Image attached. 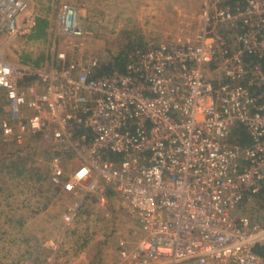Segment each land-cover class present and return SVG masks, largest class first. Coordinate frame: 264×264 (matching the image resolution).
Here are the masks:
<instances>
[{
    "label": "built area",
    "instance_id": "2783aa9c",
    "mask_svg": "<svg viewBox=\"0 0 264 264\" xmlns=\"http://www.w3.org/2000/svg\"><path fill=\"white\" fill-rule=\"evenodd\" d=\"M29 8L0 0V135L55 153L43 178L67 199L64 225L113 198L135 222L117 264H264V0H202L194 39L133 46L102 75L63 1L51 26L74 55L8 60L3 37L35 44Z\"/></svg>",
    "mask_w": 264,
    "mask_h": 264
},
{
    "label": "rangeland",
    "instance_id": "374dc122",
    "mask_svg": "<svg viewBox=\"0 0 264 264\" xmlns=\"http://www.w3.org/2000/svg\"><path fill=\"white\" fill-rule=\"evenodd\" d=\"M59 1L76 8L84 31V58L94 57L100 63L119 52L128 53L133 46L192 40L201 22L202 0H29L32 16L48 18L50 30L44 39L19 51L13 46L21 39L3 37L2 51L8 60L21 54L23 60L42 62L60 49L74 55L71 38L54 37L51 25ZM5 109L0 94V116ZM31 143L38 146L37 155L22 166L28 171L17 175L7 166L12 163L10 152L18 145L2 141L0 135V264H117V238L133 234L134 220L112 198L104 207H88L83 222L65 226L62 215L67 199L43 178L48 158L45 143ZM21 160L13 161L14 171ZM262 215L264 220V211Z\"/></svg>",
    "mask_w": 264,
    "mask_h": 264
},
{
    "label": "trees",
    "instance_id": "16d2710c",
    "mask_svg": "<svg viewBox=\"0 0 264 264\" xmlns=\"http://www.w3.org/2000/svg\"><path fill=\"white\" fill-rule=\"evenodd\" d=\"M226 3L230 6V7H235L236 5H238L239 3H241L243 0H225ZM50 27V20L43 18V17H37L36 18V23H35V27L33 28L32 32L30 34L27 35V40L28 41H32V42H38L39 40L41 41L42 39L45 38V36L47 35L48 31ZM127 52H119L116 56H114V58L112 60L109 61H104L103 63H100L97 70H96V74L97 75H102V74H107L115 69L117 70H123L124 68V61L126 58ZM232 134L234 136H238V142L240 144H247L249 143V136L246 133L245 129L240 126L237 125L232 129ZM38 142L40 141V137L39 136H33L32 138L28 139L27 141H25L22 145H19L16 147V149L12 152H10L9 156H11L12 158V163L13 161L15 162L18 159H22L20 161V163H18V165L20 166L19 169L17 170H13L16 167H14L15 165L10 163L7 168L10 172H14L15 174H20L22 172H26L28 171L27 168H23L26 165V162L29 159V156L31 155H37L36 152L38 149V146L35 145H31V142ZM42 147L44 149L47 148V145L44 144L42 145ZM47 150V149H46ZM55 154L54 152H48V157ZM46 157V156H45ZM48 159V158H47ZM17 165V166H18ZM23 166V167H22ZM262 200H264V183L262 186ZM256 252L262 254L264 256V248H257Z\"/></svg>",
    "mask_w": 264,
    "mask_h": 264
},
{
    "label": "crops",
    "instance_id": "0c3cea01",
    "mask_svg": "<svg viewBox=\"0 0 264 264\" xmlns=\"http://www.w3.org/2000/svg\"><path fill=\"white\" fill-rule=\"evenodd\" d=\"M29 1V0H28ZM30 13V12H29ZM48 17V16H47ZM35 18H37L36 16H35ZM46 19H48V18H46ZM49 20V19H48Z\"/></svg>",
    "mask_w": 264,
    "mask_h": 264
}]
</instances>
